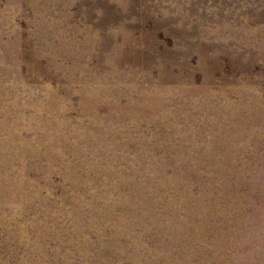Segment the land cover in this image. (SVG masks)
Masks as SVG:
<instances>
[{"label":"rangeland","instance_id":"obj_1","mask_svg":"<svg viewBox=\"0 0 264 264\" xmlns=\"http://www.w3.org/2000/svg\"><path fill=\"white\" fill-rule=\"evenodd\" d=\"M263 203L264 0H0V264H264Z\"/></svg>","mask_w":264,"mask_h":264},{"label":"bare ground","instance_id":"obj_2","mask_svg":"<svg viewBox=\"0 0 264 264\" xmlns=\"http://www.w3.org/2000/svg\"><path fill=\"white\" fill-rule=\"evenodd\" d=\"M3 1V0H2ZM26 1V0H25ZM12 2V1H11ZM14 2V1H13ZM22 2V1H21ZM160 2V1H159ZM23 3V2H22ZM21 3V4H22ZM128 3V2H127ZM2 4V3H1ZM155 4V3H154ZM22 5H24V4H22ZM128 5V4H127ZM132 6V5H131ZM22 7V6H21ZM147 9V8H146ZM71 10V9H70ZM74 10H75V8H74ZM88 10V9H87ZM127 10V9H126ZM23 11V10H22ZM124 11V10H123ZM28 12H30V11H28ZM75 12V11H74ZM201 14H203V13H201ZM143 16V15H142ZM206 16V15H205ZM141 17V16H140ZM146 17V16H145ZM174 17V16H173ZM153 18V17H152ZM66 19H67V17H66ZM120 19V18H119ZM146 19V18H145ZM166 19V18H165ZM204 19V18H203ZM117 20V19H116ZM147 22V21H146ZM151 22H152V20H151ZM157 22V21H156ZM138 23H140V22H138ZM174 23V22H173ZM87 24V23H86ZM128 24V23H127ZM126 24V25H127ZM152 24V23H151ZM158 24V23H157ZM73 25V24H72ZM183 25V24H182ZM95 26V25H94ZM171 26V25H170ZM137 27V26H136ZM154 27H156V26H154ZM175 27V26H174ZM100 28V27H99ZM172 28V27H171ZM159 29V28H158ZM93 30V29H92ZM98 30V29H97ZM114 30V29H113ZM154 30V29H153ZM175 30V29H174ZM192 30V29H191ZM68 31H69V29H68ZM111 31V30H110ZM109 31V32H110ZM150 31V30H149ZM152 31V30H151ZM164 31V30H163ZM163 31H162V33H163ZM173 31V30H172ZM171 31V32H172ZM101 32V31H100ZM111 32H113V31H111ZM131 32V31H130ZM133 32H135L134 30H133ZM165 32V31H164ZM42 33V32H41ZM70 33V32H69ZM94 33V32H93ZM99 33V32H98ZM151 33V32H150ZM153 33V32H152ZM155 33V32H154ZM20 34V33H19ZM134 34V33H133ZM133 34H132V36H133ZM164 34V33H163ZM243 34V33H242ZM85 35V34H84ZM140 35V34H139ZM145 35V34H144ZM169 35V34H168ZM10 36V35H9ZM131 36V37H132ZM149 36H150V34H149ZM153 36V35H152ZM188 36V35H187ZM11 37V36H10ZM83 37V36H82ZM5 38V37H4ZM3 38V39H4ZM105 40H106V38L105 37H103ZM112 38V37H111ZM133 38V37H132ZM141 38V37H140ZM143 38H145V37H143ZM174 38V37H173ZM31 39V38H30ZM146 39V38H145ZM151 39V38H150ZM184 39V38H183ZM130 40V39H129ZM138 40H139V38H138ZM152 40V39H151ZM153 40H154V38H153ZM189 40V39H188ZM1 41H3V40H1ZM142 41V40H141ZM231 41V40H230ZM55 42H56V40H55ZM150 42V41H149ZM180 42V41H179ZM187 42V41H186ZM195 42V41H194ZM197 42V41H196ZM240 42V41H239ZM155 43V42H154ZM158 43V42H157ZM177 43V42H176ZM190 43H191V41H190ZM129 44V43H128ZM136 44V43H135ZM146 44V43H145ZM199 44V43H198ZM211 44H213V43H211ZM150 45V44H149ZM161 45H163V44H161ZM176 45H178V44H176ZM189 45V44H188ZM208 45V44H207ZM102 46V45H101ZM125 46H127V45H125ZM151 46V45H150ZM158 46V45H157ZM180 46V45H179ZM183 46V45H182ZM186 46V45H185ZM193 46V45H192ZM203 46V45H202ZM205 46V45H204ZM107 47V46H106ZM153 47V46H152ZM163 47V46H162ZM161 47V48H162ZM174 47H176L175 45H174ZM190 47V46H189ZM198 47V46H197ZM206 47V46H205ZM227 47V46H226ZM128 48V47H127ZM147 48V47H146ZM209 48V47H208ZM8 49V48H7ZM122 49V48H121ZM158 49V48H157ZM187 49V48H186ZM189 49H191V48H189ZM196 49V48H195ZM194 49V50H195ZM202 49V48H201ZM211 50H212V48H210ZM175 50V49H174ZM179 50V49H178ZM152 51V50H151ZM197 51V50H196ZM13 52V51H12ZM164 52V51H163ZM166 52H167V50H166ZM185 52V51H184ZM205 52V51H204ZM150 53H152V52H150ZM156 53V52H155ZM154 53V54H155ZM183 53V52H182ZM6 54V53H5ZM8 54V53H7ZM6 54V55H7ZM188 54H189V52H188ZM192 54V53H191ZM214 54V53H213ZM226 54V53H225ZM150 55V54H149ZM201 55V54H200ZM223 55H224V53H223ZM255 55V54H254ZM142 56V55H141ZM174 56H175V54H174ZM173 56V57H174ZM215 56V55H214ZM6 57V56H5ZM149 57V56H148ZM151 57H152V55H151ZM198 57H199V55H198ZM207 56H205V58H206ZM213 57V56H212ZM216 57H218V56H216ZM215 57V58H216ZM210 58V57H209ZM5 59V58H4ZM152 58H150V60H151ZM200 59H202V57L200 58ZM153 60V59H152ZM240 60V59H239ZM13 61V60H12ZM214 61V60H213ZM115 62V61H114ZM171 62V61H170ZM207 62H208V60H207ZM241 62V61H240ZM50 63V62H49ZM186 63V62H185ZM215 63V62H214ZM218 63V62H217ZM14 64V63H13ZM170 64V63H169ZM176 64V63H175ZM77 65V64H76ZM75 65V66H76ZM162 65H164V62H163V64ZM177 65V64H176ZM188 65V64H187ZM203 65H204V63H203ZM238 65V64H237ZM183 67L185 66L184 64L182 65ZM216 66H217V64H216ZM181 67V66H180ZM179 67V68H180ZM188 67V66H187ZM186 67V68H187ZM211 67V66H210ZM212 67H213V64H212ZM75 68V67H74ZM73 68V69H74ZM189 68V67H188ZM219 68V67H218ZM3 69V68H2ZM7 69V68H6ZM12 69V68H11ZM182 69V68H181ZM215 69V68H214ZM220 70V69H219ZM32 71V70H31ZM37 71V70H36ZM209 71V70H208ZM211 71H212V69H211ZM216 71V70H215ZM204 72V71H203ZM206 73V72H205ZM208 73V72H207ZM34 74V73H33ZM33 74H32V76H33ZM212 74V73H211ZM209 75V74H208ZM213 76V75H212ZM206 77V76H205ZM204 77V78H205ZM227 77V76H226ZM185 78V77H184ZM203 78V79H204ZM234 78V77H233ZM192 79V78H191ZM221 79V78H220ZM176 80V79H175ZM189 80V79H188ZM212 80V79H211ZM236 80V79H235ZM257 80V79H256ZM184 81V80H183ZM204 81V80H203ZM258 81V80H257ZM211 82V81H210ZM227 82V81H226ZM247 82V81H246ZM253 82V81H252ZM202 83V82H201ZM206 83V82H205ZM228 83V82H227ZM233 83V82H232ZM238 83V82H237ZM242 83V82H241ZM260 83V82H259ZM247 85V84H246ZM251 85V84H250ZM203 86V85H202ZM206 86V85H205ZM210 86V85H209ZM242 87H243V85H242ZM199 88V87H198ZM204 88V87H203ZM254 89V88H253ZM194 91V90H193ZM188 93H189V91H188ZM196 93H197V91H196ZM193 94V93H192ZM194 95H195V93H194ZM252 100V99H251ZM84 102V101H83ZM252 109V108H251ZM229 134V133H228ZM227 134V135H228ZM231 135V134H230ZM226 136V135H225ZM227 138V137H226ZM225 138V139H226ZM254 144H257L255 141H253V140H251ZM115 143V142H114ZM236 143V142H235ZM221 144V143H220ZM238 144V143H237ZM210 147V146H209ZM218 148V147H217ZM223 149V148H222ZM197 156H199V155H197ZM209 158V157H208ZM197 159V158H196ZM201 160V159H200ZM200 163V162H199ZM256 163H258V162H256ZM198 167V166H197ZM179 170V169H178ZM177 171V170H176ZM212 176V175H211ZM230 176V175H229ZM208 177V176H207ZM201 178V177H200ZM243 181V180H242ZM196 182V181H195ZM199 182H201V181H199ZM198 183V182H197ZM253 183V182H252ZM206 186H204V189H206L205 188ZM243 187V186H242ZM247 191V190H246ZM189 198V197H188ZM200 198V197H199ZM241 198H243V197H241ZM247 201V200H246ZM261 201H263V200H261ZM249 202V201H248ZM197 203V202H196ZM202 203H203V201H202ZM264 204V203H263ZM196 205V204H195ZM207 205V204H206ZM202 207V206H201ZM172 209V208H171ZM173 210V209H172ZM260 221V220H259ZM160 228V227H159ZM157 255H158V253H157ZM213 255H215V254H213ZM161 256V255H160ZM195 256V255H194ZM180 257V256H179ZM157 259V258H156ZM164 259V258H163ZM162 259V260H163ZM165 260V259H164ZM181 262V261H180ZM183 263H185V264H188L189 262H188V260L186 259V258H183V261H182ZM219 262V261H218Z\"/></svg>","mask_w":264,"mask_h":264}]
</instances>
